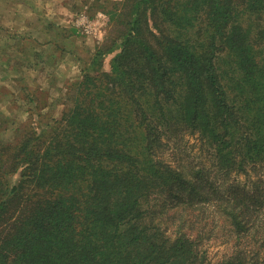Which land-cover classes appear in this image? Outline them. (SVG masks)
<instances>
[{"label": "trees", "instance_id": "16d2710c", "mask_svg": "<svg viewBox=\"0 0 264 264\" xmlns=\"http://www.w3.org/2000/svg\"><path fill=\"white\" fill-rule=\"evenodd\" d=\"M109 15L62 116L0 146V264H264V0ZM185 135L200 165L162 157Z\"/></svg>", "mask_w": 264, "mask_h": 264}, {"label": "rangeland", "instance_id": "374dc122", "mask_svg": "<svg viewBox=\"0 0 264 264\" xmlns=\"http://www.w3.org/2000/svg\"><path fill=\"white\" fill-rule=\"evenodd\" d=\"M120 1L0 0V146L2 139H12L10 132L19 121L18 129L45 128L62 116L72 83L81 78L96 49L107 43L109 12ZM114 55L106 57L105 71L111 70ZM20 134L18 130L10 142ZM205 155L200 138L185 135L171 142L162 157L173 165H200ZM10 180L17 182L18 176ZM205 248L213 262L232 252L222 238L206 242Z\"/></svg>", "mask_w": 264, "mask_h": 264}, {"label": "crops", "instance_id": "0c3cea01", "mask_svg": "<svg viewBox=\"0 0 264 264\" xmlns=\"http://www.w3.org/2000/svg\"><path fill=\"white\" fill-rule=\"evenodd\" d=\"M8 112H11V111H8ZM28 113V112H27ZM4 117H6V118H9V117H7V116H4ZM10 119V118H9ZM11 120V119H10ZM27 120V119H26ZM19 123H20V121L18 122V124L17 125H15V127H14V125H13V122H12V126L14 127L13 129H12V132H10L13 136H12V139L11 140H13L14 139V137L16 136V133L18 132V126H19ZM4 129H7V127H5ZM10 131H11V129H10ZM5 132V131H4ZM7 134V133H6ZM2 140H4L5 142H10L11 140H8V139H2Z\"/></svg>", "mask_w": 264, "mask_h": 264}]
</instances>
